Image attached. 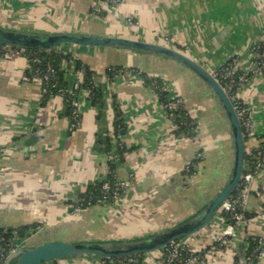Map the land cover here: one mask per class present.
<instances>
[{
	"label": "crops",
	"instance_id": "obj_1",
	"mask_svg": "<svg viewBox=\"0 0 264 264\" xmlns=\"http://www.w3.org/2000/svg\"><path fill=\"white\" fill-rule=\"evenodd\" d=\"M115 9L136 27L129 28L106 13L98 0H0V24L158 42L167 37L210 70L237 56V69L249 71L250 47L264 42V0H119ZM70 51L74 55L70 57L95 72L93 80L103 91L100 106L91 102L86 90L75 91L80 125L73 130L61 97L44 100L37 84L22 81L24 58L0 56V227L45 228V235L60 238L110 237L139 235L180 220L229 170L230 138L217 103L188 74L160 60L146 62L150 64L146 70L173 87L188 113L201 124L194 136H179L157 94L137 73L131 70L122 76L117 72L108 78L107 68L121 62L118 55L86 47ZM125 58L129 61L130 57ZM62 66L63 80L72 90L74 64L63 61ZM238 97L251 111L257 137L264 136V75H252L238 90ZM116 107L126 127L121 137L125 151L112 163L100 139L108 138L115 146ZM29 136L34 138L19 142ZM257 145V138L246 140L248 152ZM199 148L204 156L195 176L187 180L185 168ZM109 170L120 178H131L125 200L119 206L93 205L71 215L70 201L88 185L101 182ZM252 187L259 188L262 196H249L248 223L227 245L225 256L215 254L210 264H239L237 240L245 233L264 240V170ZM217 232L211 220L188 241L199 250L212 243ZM157 255L143 256V264H156ZM61 264L94 263L71 260ZM256 264H264V248Z\"/></svg>",
	"mask_w": 264,
	"mask_h": 264
},
{
	"label": "water",
	"instance_id": "obj_2",
	"mask_svg": "<svg viewBox=\"0 0 264 264\" xmlns=\"http://www.w3.org/2000/svg\"><path fill=\"white\" fill-rule=\"evenodd\" d=\"M98 2L102 10L119 18L127 27L132 29L136 27L106 2L102 0H98ZM0 43L22 48L54 51L70 56H74L73 51H70L72 49L74 51L77 48L85 47L102 49L109 56H119V62L120 60L121 62L117 66L134 68L152 77L154 75L150 73V70H146L150 69L148 68L150 64L146 62H149L150 59L165 62L174 71L188 74L192 78V82L206 90L217 103L228 128L231 149L229 170L223 180L215 186L213 185L212 189L208 190L207 196L204 193L205 197L203 196L200 202L180 220L151 232L129 236L60 238L49 237V234L48 236L45 235L46 229L40 228L25 237L2 264H47L48 262L61 264L71 260H89L97 264L103 259L130 255L146 256L159 252L167 244L181 238L192 237L202 230L220 211L222 203L234 192L244 171L245 157L250 152L246 150V137L233 103L222 84L213 74L227 60L210 70L186 51L166 40L158 42L131 36L86 31H37L14 28L3 24H0ZM120 53L124 55L121 56ZM125 56H129L131 59L128 58L129 61H127ZM113 63L117 64V61H113ZM197 124L200 128V122L197 121ZM32 138L34 136H29L19 140V142H26ZM129 189L130 184L126 188L122 200L111 205L119 206L125 200ZM17 227L20 226L13 228ZM242 229L243 227L237 234ZM237 243L239 264H246L243 238L238 239Z\"/></svg>",
	"mask_w": 264,
	"mask_h": 264
},
{
	"label": "built area",
	"instance_id": "obj_3",
	"mask_svg": "<svg viewBox=\"0 0 264 264\" xmlns=\"http://www.w3.org/2000/svg\"><path fill=\"white\" fill-rule=\"evenodd\" d=\"M102 1L106 2L114 9L119 3V0ZM165 40L172 42L167 37H165ZM250 49L252 66L249 71H239L236 67L238 57L231 56L224 64L218 67L213 74L221 84L223 82L222 86L233 103L246 140L257 138L258 147L245 157L244 171L239 183L234 192L222 203L217 216L212 219L213 224L217 225L218 230L215 240L199 250L192 247L188 238L175 240L158 252L155 258L156 264H210L213 262L215 254L223 258L227 245L234 241V236L248 223V218L245 214V206L249 196L251 194H255L259 197L262 196L259 188L252 187V182L255 178L259 177L264 170V136L257 137L252 124L251 111L238 97V90L246 85L252 75H264V42L261 41L253 44ZM0 56L24 58L25 68L21 76L22 81L37 84L42 97L55 95L61 97L65 105L71 108V112L68 115L69 129L73 130L80 125L79 102L75 97V90L79 88L82 81L83 71L81 69L76 70V81L73 85V89L70 90L60 82L56 68L52 64L44 61V57L25 51L22 47L7 44H0ZM69 62H71V60H69ZM144 83L154 92L158 90L168 93L163 107L168 119L174 126L175 118L180 116L181 111L192 118L185 109L183 98L176 94L172 87L151 78L150 75H147V81ZM195 128L196 130L198 128L197 122ZM121 142L122 141H118L117 143L119 144ZM106 156L108 162L112 163H114L116 157H118L113 150H108ZM203 156V150L199 148L195 152L194 162H192V164H194V171H188L189 164L185 168V177L187 180L195 176L199 160H201ZM129 176L131 177V174ZM130 179L129 177L127 179L120 178L116 176L113 170H109L107 177L99 184V193L96 196L87 199L85 196H81V191L70 201V214L77 215L93 205L116 204L120 202L125 195L126 188L130 184ZM5 233L6 229L0 232V264L4 262L8 255L14 251L23 240L18 239L16 230L12 229L10 232L12 237L7 239V244H3L2 241L6 240ZM243 239L245 252L249 241L255 242V246L250 253L245 254V262L246 264H256L264 248L263 238L245 233ZM143 262V256L130 255L119 259L100 260L97 264H143ZM47 264L58 263L48 262Z\"/></svg>",
	"mask_w": 264,
	"mask_h": 264
},
{
	"label": "trees",
	"instance_id": "obj_4",
	"mask_svg": "<svg viewBox=\"0 0 264 264\" xmlns=\"http://www.w3.org/2000/svg\"><path fill=\"white\" fill-rule=\"evenodd\" d=\"M1 44V43H0ZM25 49V51L34 53L38 56L44 57L46 62L52 64L56 70H57V74L59 77L60 82L66 87V83L63 80V66L62 63L63 61H69L71 60L74 64V69L78 70L81 69L83 71V80L81 82V84L79 85V88L77 89V91L79 89H84L86 90V92L88 93V98L91 100V102L93 104H97L98 106L101 105L102 102V87L100 85H97L94 80V74L95 72H93V70L83 64L81 61H79L78 59H74L72 57H70L68 54H63V53H59V52H54V51H44V50H40V49H35V48H23ZM133 71L135 73H137L141 78H143V80L145 79V81H147V75L144 72H140L137 69L134 68H125L122 66H112L107 68V76L108 78H112L113 75L117 74V72H119L122 76L126 75L125 73L127 71ZM151 78L161 82L158 78L156 77H152ZM144 81V82H145ZM223 84V82H222ZM76 91V90H75ZM155 93L157 94L158 100L164 104V102L166 101V96L168 93H166L165 91H155ZM47 96H44L43 99H47ZM71 112V108L69 106H66V114L69 115ZM115 119H114V135L116 137V144L113 147L112 145H110V142L108 141V138H102L100 139V143L105 144L106 150H113L118 157H121V155L123 154V152L125 151V148L121 143H117L118 141H121V137L123 136V133L126 130L125 124L123 123V119L121 118V114L119 111V108L116 107V114H115ZM196 121L191 118L188 115H185V113L183 111H181V114L179 117L175 118V132L177 135L179 136H183V135H187L189 137H192L196 134ZM248 155V154H247ZM246 155V156H247ZM194 162V161H192ZM192 162L189 163V169L188 171L193 172L194 171V164H192ZM111 169H114L115 165L114 164H110L109 165ZM101 182H96L94 184H90L88 185L84 190H82V192L80 193L81 196H85L87 199L90 197H94L99 193V184ZM6 229V240L2 241L3 244H7L9 238L12 237L11 235V230L15 229L18 235V239L22 240L25 237H27L28 235H30L31 233L34 232L35 228L34 226H20L17 228H12V227H0V232ZM255 246V242L253 241H249L247 248H246V254L250 253V251L254 248ZM143 256V255H140ZM115 259H119V258H115ZM103 260H107V259H103Z\"/></svg>",
	"mask_w": 264,
	"mask_h": 264
}]
</instances>
